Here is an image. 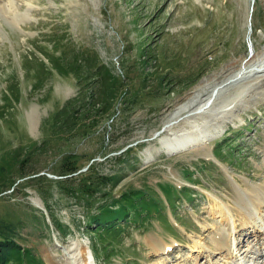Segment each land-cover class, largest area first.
<instances>
[{"label": "rangeland", "instance_id": "374dc122", "mask_svg": "<svg viewBox=\"0 0 264 264\" xmlns=\"http://www.w3.org/2000/svg\"><path fill=\"white\" fill-rule=\"evenodd\" d=\"M13 4L11 15L0 14V107L5 109L0 115V160L13 164L16 154L31 158L24 179L17 180L14 170L0 179V233L13 231L16 241L31 248L44 264H51L47 256L56 264H68L70 252L81 247L93 251L96 264H208L207 253L200 256L197 244L212 248L213 261H218L224 258L212 246L218 237L229 240L231 234H240L241 253L256 242L250 231L245 237L243 231L238 233L243 222L236 214L233 184L241 192L264 188V98L218 123L206 142L208 159L194 151L167 154V139L184 131L166 132L165 122L197 88L207 90L221 82L234 66L264 49V0H253L252 5L251 0H14ZM15 14L18 23L10 19ZM56 39L62 42L55 41L54 49ZM72 49L83 61L98 57L101 67L119 77L121 98L112 104V118L96 116V131L69 143L50 133V121L85 83L98 89L92 83L99 81L94 72L100 68L84 69L81 81L72 74L59 75L50 61L63 53L70 59ZM40 61L50 73L44 76L43 87L32 92L37 77L33 70L42 69ZM244 83L224 88L217 103L235 100L249 89ZM16 88L18 101L13 99ZM208 120L199 122L205 126ZM130 149L124 162L114 160ZM67 154L76 155L78 173L93 167L66 184L70 192L80 184L90 185L89 180L101 183L100 177L116 172L120 181L104 184L90 198L63 193L55 181L63 178L56 175ZM42 175L47 181L34 179ZM165 187H172L167 194ZM130 188L155 191L163 209L144 220L121 221L107 235L86 232V214L110 202L100 194L109 192L117 199ZM33 200L45 210L48 205L63 228H74L58 238ZM218 206L230 210L232 226H225L229 217L219 216ZM259 216L264 217V208ZM44 219L50 232L42 227ZM152 239L169 246L167 253L150 248Z\"/></svg>", "mask_w": 264, "mask_h": 264}, {"label": "trees", "instance_id": "16d2710c", "mask_svg": "<svg viewBox=\"0 0 264 264\" xmlns=\"http://www.w3.org/2000/svg\"><path fill=\"white\" fill-rule=\"evenodd\" d=\"M55 41L59 44L62 42V40L57 39L54 40V42ZM56 42L52 45V48L54 49L57 46ZM80 57L79 52L72 49L70 59H66L65 53H63V55L55 57L50 61L59 75L67 76L72 74L78 79V81L83 80L85 77L84 69L90 68L93 70L100 67L98 71L94 72V76H98L99 81L92 83L93 85L96 83L98 89L95 91L93 87L86 86L87 83H85L83 89H81L74 98L67 100L64 105L54 113L50 121V133L60 140L64 138V140L69 143H73L77 139L84 140L88 138L90 134L95 132L99 123L96 116H107L112 118V104L114 101H117L118 97L121 98V95L119 94V85L121 84L120 78L113 76L110 70L105 67H101L98 57L95 56L93 59H86L84 61ZM39 64L42 66V69L40 71L33 70V77H37L31 87L32 92L38 91L43 87L44 76L50 73L43 62L40 61ZM102 69H104L103 72H101ZM38 72L44 75H38ZM13 99L14 101H18L19 99L18 88L15 89ZM4 113L5 109L1 106L0 115H4ZM42 146H44V144L38 147V149H42ZM131 150L132 149L128 150L126 154H123L121 157L114 158V160L121 163L124 162L126 156L131 153ZM17 152L18 149L14 151V153ZM13 156L16 158L13 164H9L4 158L0 160V179L4 174L10 173L11 170H14L15 173H17V180L24 179L28 175V173L24 171V168L26 164L29 163L31 156L28 157V154L22 158L19 157V154ZM75 156V154H67L62 159L61 171L56 175L63 177L59 181H55V184L63 190V193L65 194L70 192V189L66 188L67 183L71 184L72 181L80 179L84 174L93 169L92 165H90L83 174L78 173L79 168L75 165ZM34 179L38 182L44 180L47 181V178L44 175L41 177H34ZM99 180L101 183L89 180L90 185L80 184L78 189L74 192H70V194L75 197L81 194H86V196L90 198L98 193L100 187L107 186L104 184L108 182L111 186L118 184L120 181V175L116 172L111 176L100 177ZM12 184L14 186L16 181ZM165 188V192L163 190V193L167 194L172 187ZM99 198L109 199L110 202L107 201L102 203L95 213L86 214L85 229L86 232L93 236L98 235L99 233L102 234V232L107 235L117 228L121 221L125 222L129 218H131L132 222L144 220L148 218L152 212H159L163 209L162 200L157 193L150 188H148V190L130 188L125 192H121L120 197L117 199H113L110 197L109 192H106L100 194ZM84 205L87 211L91 208V204L88 202ZM46 210L51 221L52 231L49 224L45 222V219L42 223L43 229L48 230V232L51 231L56 233L58 238L66 237L67 233L74 227L64 225L65 227L63 228V225L56 220L54 213L48 205L46 206ZM10 230H13V228ZM0 234V264H44L39 257H35L31 248H24L18 243V241H16V235H14L13 231L9 234L3 232Z\"/></svg>", "mask_w": 264, "mask_h": 264}, {"label": "bare ground", "instance_id": "6f19581e", "mask_svg": "<svg viewBox=\"0 0 264 264\" xmlns=\"http://www.w3.org/2000/svg\"><path fill=\"white\" fill-rule=\"evenodd\" d=\"M4 1L5 3L0 6V14L2 16L11 15L14 12V0ZM10 19L12 23L21 21L16 14ZM235 67L236 69L232 71L233 73L226 76L222 81L220 80L221 82L215 83L207 90L202 87L197 88L184 105L167 117L165 122L166 132L172 130L185 132H182L183 134L181 135L178 132L179 135L175 138L167 139L168 145L170 146L168 148L169 150L166 152L167 154L181 151H194L197 155H202L204 159H208V157H206L208 154L206 147V142L209 138L208 135L215 130L222 121L237 117L238 114L249 104L253 103V101L256 102L260 100L259 98H264V49L257 53H252L248 59L241 62L239 66H234L233 68ZM242 82H245V85H249V89L237 96L235 100L217 103L219 93L224 88ZM203 119H209L208 121L210 122L205 126H201L200 120ZM233 186L235 187L236 206L238 205L236 214L243 222L241 223L242 229H240L238 233L243 231V236L245 237V232L250 231L249 233H251L254 240L256 238V242L253 245H247L246 249L241 253L240 243L237 241V237L240 236V234L236 235L230 233L231 236H229V240L220 236L215 242L213 241L212 244L216 254L224 256L223 259L219 258L218 261H213L215 254L212 253V248H207L206 250L200 244H197L196 248L199 250L198 253L200 256L207 253L206 260L208 264H264V217L259 216L260 208H264V188L261 186H254L250 187L248 192H241L237 189L238 187L235 183ZM33 203L36 207L42 205L39 200H33ZM41 207H43V205ZM216 210L218 213L220 212L219 216L222 218L225 217L227 213L225 207L218 206ZM229 211L227 213L229 218L224 219L225 226H230L229 224H231L229 219L232 216ZM149 247L156 253H167L169 250V246L153 239L149 242ZM70 253V257L67 258L69 259L68 264H96L89 248L88 252L87 249L81 247L76 253H73V251ZM47 257L51 264H56L52 261L50 256Z\"/></svg>", "mask_w": 264, "mask_h": 264}, {"label": "water", "instance_id": "95a60500", "mask_svg": "<svg viewBox=\"0 0 264 264\" xmlns=\"http://www.w3.org/2000/svg\"><path fill=\"white\" fill-rule=\"evenodd\" d=\"M157 135H158V133L155 136H157ZM37 208L40 209L44 213V216L46 218V221L47 222H50L46 210L43 207H39V206Z\"/></svg>", "mask_w": 264, "mask_h": 264}]
</instances>
